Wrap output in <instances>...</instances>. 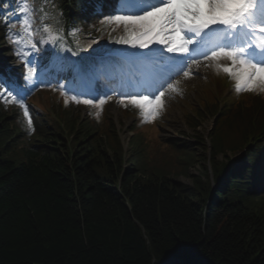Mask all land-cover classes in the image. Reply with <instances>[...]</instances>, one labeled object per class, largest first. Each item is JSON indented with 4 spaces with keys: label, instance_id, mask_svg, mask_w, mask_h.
Here are the masks:
<instances>
[{
    "label": "trees",
    "instance_id": "trees-1",
    "mask_svg": "<svg viewBox=\"0 0 264 264\" xmlns=\"http://www.w3.org/2000/svg\"><path fill=\"white\" fill-rule=\"evenodd\" d=\"M119 1H109L110 13L99 12L100 0L29 3L34 28L50 25L62 43L88 53L102 46L100 27ZM19 7L0 0V50L8 48L9 61L24 51L10 31ZM50 52L45 43L32 63L36 78H24L27 64L11 71L23 93L70 71ZM209 97L186 117L198 137L163 141L155 124L136 122L127 152L112 117L96 106L84 114L75 101L44 103L42 114L30 109V128L17 102L0 99V264H264V90L222 108ZM127 109L125 118L141 112ZM207 118L215 119L208 145L198 131ZM199 151L203 172L185 184L179 177L190 178ZM233 152L244 153L239 165Z\"/></svg>",
    "mask_w": 264,
    "mask_h": 264
},
{
    "label": "snow or ice",
    "instance_id": "snow-or-ice-1",
    "mask_svg": "<svg viewBox=\"0 0 264 264\" xmlns=\"http://www.w3.org/2000/svg\"><path fill=\"white\" fill-rule=\"evenodd\" d=\"M121 7L105 17L104 22L118 27L122 26L124 35L113 43L131 48L152 49L135 57L131 62L144 68L156 62L167 66V71L159 73L153 80L156 94L150 99L148 95L120 93V103L127 107L134 106L143 114L145 121L157 119L165 107V88L178 93L179 80L173 83L175 75H183L186 79L193 77L192 65L199 66L201 57L212 66L213 63L235 81L236 91L254 92L264 90V0H120ZM22 19L12 23L23 29L22 35L27 37V49L17 51L23 58L38 55L43 49L41 44L55 43L61 37L53 32L50 25L45 24L42 31L47 33L46 39H37L38 29L34 28V8L29 0H20L18 9ZM5 23H9L5 17ZM19 44V38L12 41ZM98 43V41H91ZM171 54L169 56H165ZM76 53L74 52L73 55ZM195 54V55H194ZM223 61L230 62L228 66ZM28 65L25 79L36 76V66L31 60L24 61ZM182 65V67H181ZM43 71V69H42ZM46 74V73H45ZM4 90H7L6 92ZM22 89L10 76L0 72V99L4 95L18 102L29 117L28 109L23 103L25 97ZM116 92L117 89H112ZM103 98L95 102V98L72 100L76 103L93 105L102 108L112 96L103 93ZM7 102V101H5ZM67 102V101H66ZM31 128L32 120L28 118Z\"/></svg>",
    "mask_w": 264,
    "mask_h": 264
},
{
    "label": "rangeland",
    "instance_id": "rangeland-1",
    "mask_svg": "<svg viewBox=\"0 0 264 264\" xmlns=\"http://www.w3.org/2000/svg\"><path fill=\"white\" fill-rule=\"evenodd\" d=\"M43 32V31H42ZM43 34L47 36V33ZM43 38V37H42ZM121 38L120 36H116V39ZM156 48L160 46L153 45ZM167 54V53H166ZM171 54H167L169 56ZM203 58V57H202ZM203 65L207 67V70L204 72H196L195 67L196 65H192V72H193V77L191 79H186L183 75H177L173 79V83H175L176 80H179V92L178 93H173L167 90L165 88V107L162 112L158 115L159 121H157V126L159 127V135L161 138H169V137H177L179 135L185 134L186 136H190L191 138H196L199 136V134H196L195 131L193 130L192 127H188V124L186 123V114H189L190 109L200 107V102L203 101L206 97V94L208 91L215 89V77L217 75L218 80H226L228 83V92L230 94L228 96H225L227 98H230L233 96L234 93H236V88H235V81L233 78H231L229 75L225 74L223 71H220V69L217 67L215 63L212 64L211 69L210 66H208V63L203 60ZM230 63V62H229ZM229 63L227 61H223L222 64L224 66H228ZM118 67H116V70ZM112 77V74L110 75ZM230 89H232L230 91ZM111 89H98V93H109L112 96L113 102L109 104L106 108L102 107L100 108L101 110H106L108 114L112 115L114 117V121L117 125V128L121 131V138L123 142H125V146L127 147V144L129 143V140L131 139L132 134V127L136 121L134 119H126L123 117V113L121 110H119L118 105L120 102L119 95H117V92H111ZM211 97V96H210ZM209 97V98H210ZM207 98V99H209ZM57 99H60L62 103L66 104L68 101H72V99L67 98L66 96L61 95L58 91L49 89L46 91H43L39 93L38 95H35L30 98V100L33 102L32 105H37L39 109H42L45 107L44 103L47 104H52L54 101L55 103L57 102ZM43 101V103L39 104L38 102ZM98 100L95 98V101ZM67 101V102H66ZM203 106H205L203 104ZM38 109V111H39ZM117 109V110H116ZM86 112V110H84ZM176 112L178 115V122L174 123V121L171 119V113ZM41 113V112H39ZM140 121V120H139ZM153 122V121H152ZM201 126L199 127L198 131L200 134L203 135L204 139L207 140L210 136V133L213 131L215 120L207 118L206 120L199 121ZM148 127L145 126L144 128ZM199 156H197L196 160L197 163L194 165V167H191L189 174L190 178H188V175L180 176L179 180L182 181L185 184H191L192 183V176L194 175H199L203 170L201 169V165H203L202 162H199L200 159L202 160V157L200 155H204V152L199 151ZM229 159L231 161V164H238L240 163L241 160L244 159V153L242 152H233L228 154ZM223 159L224 156L221 155L219 156V159ZM220 159V160H221Z\"/></svg>",
    "mask_w": 264,
    "mask_h": 264
},
{
    "label": "bare ground",
    "instance_id": "bare-ground-1",
    "mask_svg": "<svg viewBox=\"0 0 264 264\" xmlns=\"http://www.w3.org/2000/svg\"><path fill=\"white\" fill-rule=\"evenodd\" d=\"M201 60H202V58H201ZM203 61L200 63V65L199 66H197V67H195V71L197 72H204L205 70H207V67H205V65H203ZM209 69H211V66H210V68ZM152 87H155V85L154 84H152ZM117 110V109H116ZM171 119L174 121V123L176 122V124H177V122H178V120H179V118H178V115L176 114V112H173V113H171Z\"/></svg>",
    "mask_w": 264,
    "mask_h": 264
},
{
    "label": "water",
    "instance_id": "water-1",
    "mask_svg": "<svg viewBox=\"0 0 264 264\" xmlns=\"http://www.w3.org/2000/svg\"><path fill=\"white\" fill-rule=\"evenodd\" d=\"M174 263H180V261H177V260H169V261L165 262L164 264H174Z\"/></svg>",
    "mask_w": 264,
    "mask_h": 264
}]
</instances>
